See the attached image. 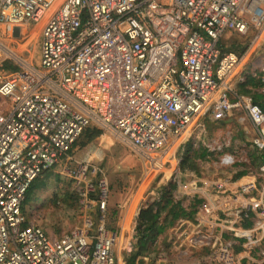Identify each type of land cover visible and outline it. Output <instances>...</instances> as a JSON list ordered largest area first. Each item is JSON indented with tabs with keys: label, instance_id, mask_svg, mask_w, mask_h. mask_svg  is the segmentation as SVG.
I'll use <instances>...</instances> for the list:
<instances>
[{
	"label": "built area",
	"instance_id": "2783aa9c",
	"mask_svg": "<svg viewBox=\"0 0 264 264\" xmlns=\"http://www.w3.org/2000/svg\"><path fill=\"white\" fill-rule=\"evenodd\" d=\"M38 23L35 65L14 45ZM231 35L247 41L244 51L222 49ZM248 80L264 94V0H0V264H116L109 186L90 160L63 167L80 226L55 238L23 210L33 182L89 129L113 134L147 175H160L181 161L178 147L201 144L205 119L238 112L264 155V109L236 90ZM253 178L235 190L228 180L201 182L202 194L190 197L202 207L171 245L206 250L197 264H264V161Z\"/></svg>",
	"mask_w": 264,
	"mask_h": 264
},
{
	"label": "rangeland",
	"instance_id": "374dc122",
	"mask_svg": "<svg viewBox=\"0 0 264 264\" xmlns=\"http://www.w3.org/2000/svg\"><path fill=\"white\" fill-rule=\"evenodd\" d=\"M41 26V24L26 26L14 45L17 54L21 53L24 59L35 65L39 61ZM246 42L240 36L231 35L222 40V45L227 48L232 45L245 46ZM0 105L5 106L1 98ZM231 116L233 117L230 118ZM234 117L235 114L223 119V123L205 126L201 144L195 148L201 147L207 151V154L212 153L207 155L206 159L197 161V170L200 173L198 176L206 179L208 183L230 180L234 174L244 168L252 173L257 171L251 156L254 150L251 142L235 139L234 130L238 128L239 123L237 120L232 124ZM99 132V135L90 141L84 133L67 157L60 160L53 170L42 174L35 182L31 199L23 207L26 219L43 228L52 237L61 238L81 224L77 196L70 179L63 173L66 164L90 160L103 172L110 196L114 200L127 199L129 195L140 189V193L142 192L147 198L146 206L157 198L160 188L171 181V179L168 180L169 182L166 181L164 174L147 175L145 166L135 150L113 134L101 130ZM202 141L209 143L213 150L209 151L202 145ZM185 150L186 147L181 148L179 155L182 156ZM225 153L234 156L236 161L233 166L225 167L219 164V157ZM68 157L71 158L69 163L66 159ZM33 197H36L34 201ZM201 207L202 204H199L196 208ZM177 245L173 247L171 242L162 239L158 242L156 248L159 247V253L162 254L161 264H197L201 259L208 257L206 250L179 248ZM147 263L151 264L155 261L150 257Z\"/></svg>",
	"mask_w": 264,
	"mask_h": 264
},
{
	"label": "crops",
	"instance_id": "0c3cea01",
	"mask_svg": "<svg viewBox=\"0 0 264 264\" xmlns=\"http://www.w3.org/2000/svg\"><path fill=\"white\" fill-rule=\"evenodd\" d=\"M25 31V28L22 29V32ZM21 53H19L20 55ZM22 55V54H21ZM26 60V59H25ZM27 61V60H26ZM28 62V61H27ZM30 63V62H29ZM32 64V63H30ZM6 67L10 68L11 66L8 64H5ZM12 68V67H11ZM259 85V84H258ZM239 85L236 87V90L238 93L240 91L238 90ZM258 88V87H257ZM254 88V92L263 95L260 92H257L256 89ZM250 95V94H249ZM235 114L234 121H232V124H235V121L238 120V128L236 126V130H234V135H236V141L237 140H242L246 142H251L252 136L254 134L253 128L248 122V120L243 116V114H239L238 112L233 113ZM232 114V115H233ZM231 116L230 118H232ZM223 120L219 122L212 121L211 119H205L204 120V125L207 127V125H212L218 124L222 122ZM223 123V122H222ZM237 123V122H236ZM205 127V128H206ZM205 131V130H204ZM204 135V133H203ZM202 135V136H203ZM190 146V143H186L185 146L182 145L181 147L177 148V157H181L179 155V150L181 148ZM73 149V148H72ZM254 149V148H253ZM255 150V149H254ZM179 163L173 161L170 166L164 171L163 177L166 181L169 179L175 177L177 178L178 182H175L176 188L173 191V198L176 201H181V204L184 207L188 206V200L191 198L190 196L194 193L201 195L202 194V189H201V182H207L206 179H203L202 177H199L198 170L196 171H180L179 169ZM244 166H246L244 164ZM241 171L245 172L244 175L241 177H235L236 174L232 176V179L228 180V189L230 190H235L238 188L240 185L245 184L249 181L254 180L253 174L249 169H242ZM240 172V171H239ZM48 172H45L43 174H46ZM188 178V179H187ZM197 181V186L196 188L193 187L192 183ZM170 181V182H171ZM169 182V181H168ZM146 201L147 198H145L142 194L140 193V189L131 196L126 199H120V200H114L111 196L109 197L108 204H107V209L105 213V226L106 228L113 232L116 235V248H115V258H116V264H128L129 262V257H130V252L133 249L135 239H134V229H135V224H136V219L138 212L140 211L141 208L146 206ZM95 216L97 215V211H94ZM97 221V220H95ZM184 221H191L188 219H179L172 227L166 229L163 233L159 234L158 236L155 237L154 240L150 241L147 250L137 258L133 259L132 264H148L147 260L148 258H152L155 263L151 264H161V255H160V248L157 247L158 242L162 239L163 241L170 242V239L174 233V231L179 227V225L184 222ZM169 245V244H168ZM167 245V246H168ZM124 251V252H123Z\"/></svg>",
	"mask_w": 264,
	"mask_h": 264
},
{
	"label": "trees",
	"instance_id": "16d2710c",
	"mask_svg": "<svg viewBox=\"0 0 264 264\" xmlns=\"http://www.w3.org/2000/svg\"><path fill=\"white\" fill-rule=\"evenodd\" d=\"M245 46L232 45L230 47L222 46V49L234 51L241 53L244 51ZM258 87V82L254 80H248L246 83L239 85L238 90L240 94H250L255 103L264 109V96L254 92V88ZM99 130L89 129L85 132L88 141L99 135ZM201 147L198 149H192L191 145L186 146V150L181 156V161L179 162L180 171H196L197 161L206 159L207 155H211ZM253 158V163L257 168L263 163L264 155L253 150L251 154ZM245 172H237L235 177H241ZM35 180L29 190L26 193L25 203H27L31 196L33 195V190L36 186ZM176 188L175 183L169 182L167 185L162 186L158 191V196L151 203H148L145 208H142L136 219L135 229H134V239L135 243L133 249L130 252L128 264H132L133 259L142 255L146 250L150 241L154 240L156 236L163 233L166 229L172 227L179 219L192 220L197 211V206L202 203L201 199L196 197L190 198L188 200V206L184 207L181 201H176L173 198V191ZM36 197H33L34 201ZM246 226L248 223L245 224ZM237 251L239 248L236 249Z\"/></svg>",
	"mask_w": 264,
	"mask_h": 264
},
{
	"label": "bare ground",
	"instance_id": "6f19581e",
	"mask_svg": "<svg viewBox=\"0 0 264 264\" xmlns=\"http://www.w3.org/2000/svg\"><path fill=\"white\" fill-rule=\"evenodd\" d=\"M38 24H41V23H38Z\"/></svg>",
	"mask_w": 264,
	"mask_h": 264
}]
</instances>
